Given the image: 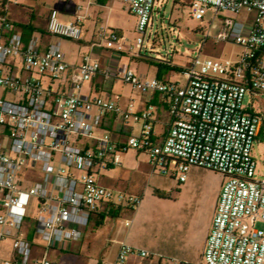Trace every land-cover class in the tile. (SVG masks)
I'll list each match as a JSON object with an SVG mask.
<instances>
[{"label":"built area","instance_id":"obj_1","mask_svg":"<svg viewBox=\"0 0 264 264\" xmlns=\"http://www.w3.org/2000/svg\"><path fill=\"white\" fill-rule=\"evenodd\" d=\"M120 1L135 19V36L128 39L106 27L98 31L92 46L138 56L147 52L145 41L151 35L159 0ZM11 2L16 0H0V87L4 92L0 94V264H52L50 256L63 241L82 236V254L93 238L116 247L112 258L101 257L95 250V264H264V175H255L252 154L261 132L264 155V109L259 99L264 97V0L189 1L191 18L201 19L208 11L212 20L220 17L214 39L234 43L241 51L234 57L204 56L210 22L201 46L180 70L184 84L141 78L125 63L103 66L90 53L77 65L69 64L58 42L41 47L36 36L23 39L22 29L5 13ZM83 19L77 13L62 21L58 11L51 9L46 28L52 35L80 40ZM68 69L72 73L66 90L44 86V76L57 80ZM96 75L128 84L141 94H162L169 115L163 134L155 133L152 106L136 110L132 101L122 105L118 95L84 92V83ZM246 93L250 101L244 104ZM108 113L125 122L132 120L139 133L120 143L107 131L96 133ZM129 148L148 152L152 173L160 171L177 182L186 180L192 166L222 174L200 261L132 246L126 240L131 220L109 214L113 208L134 212L141 201V195L125 194L96 177L101 168L120 165L122 153ZM31 197L37 200L32 228L43 243L35 258L26 227ZM113 217H117L115 235L98 233ZM8 238L11 253L5 257L2 243Z\"/></svg>","mask_w":264,"mask_h":264},{"label":"rangeland","instance_id":"obj_2","mask_svg":"<svg viewBox=\"0 0 264 264\" xmlns=\"http://www.w3.org/2000/svg\"><path fill=\"white\" fill-rule=\"evenodd\" d=\"M74 1L22 0L23 3L31 5H24L26 6L24 9L34 7L35 12H44L52 7L62 8L66 3L68 5L76 3ZM189 1L159 0L158 7L154 12L151 35L145 41L148 52L146 54L150 53V56L159 59L156 62L160 68L169 73L171 81L180 84H184L186 81L180 68L186 65L190 55L196 54L203 42L204 34L208 31L210 22L212 23L209 30L210 37L205 41L202 51L204 56L234 57L241 51V47L234 43L220 42L214 39L221 24L220 17L212 20V13L208 11L201 19L191 18L188 8ZM108 3V8L103 11L102 22L104 23L107 17L106 26L109 29L118 30L128 39H132L135 36L134 17L120 0H108ZM8 15L14 23L15 21L24 22L21 17L15 18L14 7L9 9ZM82 35L84 41L62 37L60 45L62 51H66L71 58H75L79 53H88L86 42L90 41V35L88 37L85 31H82ZM132 67L136 69V66ZM141 70L136 69V73H142ZM121 84L116 80V85L113 88L114 94L120 92ZM123 89L127 91L128 87L123 86ZM3 93V89L0 87V94ZM5 97L13 98V95L5 93ZM260 99L263 100L264 97L260 96ZM243 101L244 104L250 101L249 93L245 94ZM253 108L257 110L258 106L254 104ZM135 133H139L138 124ZM252 154L256 161L255 175H264V155L257 142L253 145ZM149 158L148 152L129 148L122 153L120 166L104 168L99 175L96 174V177L103 174L109 178L121 179L119 187L125 194L141 195L136 212L133 214L127 210L120 216L122 219L129 218L131 220L126 234V238L128 237L131 243L168 257L188 258L193 262H198L202 258L204 232L210 223L224 178L218 171L207 167L192 166L187 171L186 180L177 182L170 178V175L160 171L152 173ZM36 215L37 200L31 197L27 206L26 227L31 224ZM258 225H262V223L258 222ZM99 232H102L104 236L107 235L108 226L98 230ZM122 234L123 231L118 232L116 236L121 238ZM9 242V238L3 242L2 256L10 255L11 245ZM113 247L114 244L109 243L108 251L98 253L101 257L112 258ZM50 257L53 262L56 261L53 254Z\"/></svg>","mask_w":264,"mask_h":264},{"label":"crops","instance_id":"obj_3","mask_svg":"<svg viewBox=\"0 0 264 264\" xmlns=\"http://www.w3.org/2000/svg\"><path fill=\"white\" fill-rule=\"evenodd\" d=\"M74 2L76 3L74 4L72 3L71 5H68V3H66V5L62 6V8L52 7L44 12H40V11L35 12L34 7H28L27 9H24L26 7L24 5L27 6H31V5H28L27 3H23L22 0H16V2H11L7 4V6L5 7V13L9 17L8 11L10 8L14 7L15 18L21 17L24 20V22L18 23L15 21L14 23V21L9 17L11 22L17 28L22 29L23 39L25 41H27L31 36H36L39 40V44L41 47H45L50 42H58L59 45H61L62 37L50 34L46 28L47 16L51 9H56L58 11V16L62 21H67L72 19L74 15H76L77 13L83 14L84 19L81 23L82 31H85L88 37L90 35V41L87 42L85 41L87 44L88 53H90L92 58L98 60L101 63V65L109 66L113 68L118 66L119 64L125 63L128 64L131 68H133L132 66H136V69L138 71L142 69L141 70L142 73L140 74L137 73L141 78L156 77L159 79L171 80L169 77V73L161 69L160 65L156 62V60L159 59L150 56L149 55L150 53L146 54L148 52L141 53L138 56H131L124 53L121 54L115 53L104 47L92 46V41L95 39L98 31L107 27L106 26L107 17L105 18V22L103 23L102 16H103V11L109 6L108 0H75ZM102 23L104 24V26H102L103 25ZM79 41H84L83 35L81 36V39ZM63 53L66 61L72 65H77L81 61L82 56L86 54V53H79L75 58H71L66 51H63ZM131 64L133 65L131 66ZM167 64L171 66V64L169 63ZM136 69L133 68L135 72ZM71 73L72 71L68 69L63 74V76L57 80L44 76L42 79L43 84L44 86L50 88L52 91H64L68 88V85L70 83ZM115 85H116V79L104 78L101 75H96L92 79L84 83L83 90L84 92L89 93L91 95L100 94V95H107L110 97H114L115 95H118V101L122 105H126L129 101H132L135 104L136 110H140L148 106H152L154 111V117L156 119L154 122L155 133L157 135H162L166 129L169 120L168 106L163 95L158 92H148L146 94H141L133 90L128 84H124V83L121 84V89L119 90L120 92L118 94H114L113 88L115 87ZM123 86H127L128 90L127 91L124 90ZM103 131H107L114 142L120 143L123 140H125L127 136L136 134L135 132L137 131V124L134 123L132 120L125 122L121 118L108 113L102 117L99 126L96 130V133H101ZM261 139H262V133L260 132L257 144H259ZM110 167H114V166H108L106 167V169ZM102 169L104 168H101L99 170L98 175L100 174V171ZM36 175L37 174H35V177ZM98 180L102 184L108 187L122 190L121 187H119L121 179H116L115 177L109 178L101 174L98 177ZM124 211L126 210L121 209L117 217H120L124 213ZM135 212L136 210L133 212V214ZM117 217H113V220L110 221L108 225L107 236L112 237L114 235V232L115 233L117 232L118 230L117 222H115L116 221L115 219ZM210 223L204 232L203 249L205 246L207 234L209 232ZM27 237L32 243L31 257L35 258L40 254L43 243L40 240V238H38L34 234L32 228V222L31 224L27 225ZM126 240L132 246L140 247L138 245L131 243L128 240V237L126 238ZM84 243H85L84 236H82L79 240L76 241H70V240L63 241L60 244V249L54 250L52 253L54 258L56 259V261L52 262V264H95L97 259L93 256L92 252L98 249L99 253L101 252L105 253V251L109 250L108 241L93 238L88 243L86 254H82L83 248L85 246ZM2 245L4 247L3 243ZM115 250L116 247H113V251ZM182 259L193 262L191 259L188 258H182Z\"/></svg>","mask_w":264,"mask_h":264},{"label":"trees","instance_id":"obj_4","mask_svg":"<svg viewBox=\"0 0 264 264\" xmlns=\"http://www.w3.org/2000/svg\"><path fill=\"white\" fill-rule=\"evenodd\" d=\"M120 211H121L120 208H113V209H110L109 214H110L111 216H118V213H119Z\"/></svg>","mask_w":264,"mask_h":264},{"label":"water","instance_id":"obj_5","mask_svg":"<svg viewBox=\"0 0 264 264\" xmlns=\"http://www.w3.org/2000/svg\"><path fill=\"white\" fill-rule=\"evenodd\" d=\"M260 101L262 102V108L264 109V101L262 99H260Z\"/></svg>","mask_w":264,"mask_h":264}]
</instances>
